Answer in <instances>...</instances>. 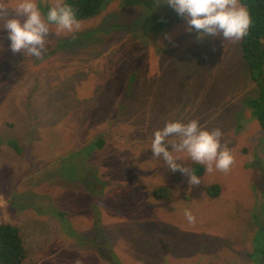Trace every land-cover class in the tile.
<instances>
[{"label": "rangeland", "instance_id": "1", "mask_svg": "<svg viewBox=\"0 0 264 264\" xmlns=\"http://www.w3.org/2000/svg\"><path fill=\"white\" fill-rule=\"evenodd\" d=\"M2 2L0 223L20 229L29 261H262L264 133L248 108L257 89L240 40H198L166 0H104L75 33L49 23L46 52L36 58L11 51L3 27L19 0ZM36 3L46 18L57 0ZM191 120L219 129L234 157L227 172L205 169L199 185L151 151L156 130ZM98 137L100 149L92 146ZM211 184L220 188L212 198ZM160 186L167 195L158 198Z\"/></svg>", "mask_w": 264, "mask_h": 264}, {"label": "clouds", "instance_id": "2", "mask_svg": "<svg viewBox=\"0 0 264 264\" xmlns=\"http://www.w3.org/2000/svg\"><path fill=\"white\" fill-rule=\"evenodd\" d=\"M176 13L187 21V30H195L198 40L204 37H222L230 41H239L247 34L252 23L248 10L239 0H166ZM13 11L14 16L6 19L4 29L8 30V39L13 53H23L36 58L42 57L47 49V37L50 34L49 23L57 26V33H75L80 30V22L69 5L57 0L45 15L36 0H19ZM8 6L0 0V18L8 17ZM151 151L153 156L162 158L167 167L180 171L189 177L190 185H199L201 179L189 167L182 166L177 160H191L202 164L208 173L216 170L227 172L234 164V157L226 146L221 145L222 133L219 129L211 131L202 128L198 121L187 123L169 121L162 129L153 134ZM173 137V139H169ZM171 145L172 150L167 149ZM177 153H185L182 159ZM184 216L191 224L196 217L190 210Z\"/></svg>", "mask_w": 264, "mask_h": 264}, {"label": "trees", "instance_id": "3", "mask_svg": "<svg viewBox=\"0 0 264 264\" xmlns=\"http://www.w3.org/2000/svg\"><path fill=\"white\" fill-rule=\"evenodd\" d=\"M63 3L72 7L78 21H83L99 14L104 0H64ZM239 3L248 10L252 21L248 34L239 42L242 59L257 89L255 98L248 102V108L264 133V0H239ZM103 144V139L98 137L92 146L100 149ZM191 170L199 177L204 173L205 168L195 163L191 166ZM219 191L217 184L207 187V195L210 198L216 197ZM164 193L162 186L153 189L155 197H164L167 195ZM53 215L60 223L65 224L66 213L55 208ZM0 264H36L28 259L20 229L7 222L0 223ZM258 264H264V256Z\"/></svg>", "mask_w": 264, "mask_h": 264}]
</instances>
